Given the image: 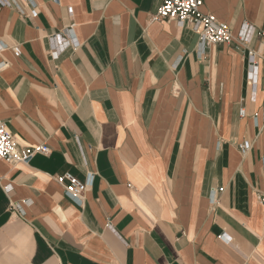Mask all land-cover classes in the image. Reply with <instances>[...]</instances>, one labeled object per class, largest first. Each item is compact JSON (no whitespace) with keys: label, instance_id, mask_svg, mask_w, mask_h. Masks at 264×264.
Here are the masks:
<instances>
[{"label":"crops","instance_id":"obj_1","mask_svg":"<svg viewBox=\"0 0 264 264\" xmlns=\"http://www.w3.org/2000/svg\"><path fill=\"white\" fill-rule=\"evenodd\" d=\"M162 1L0 7V119L51 148L0 158V264H264V0H204L205 46Z\"/></svg>","mask_w":264,"mask_h":264},{"label":"built area","instance_id":"obj_2","mask_svg":"<svg viewBox=\"0 0 264 264\" xmlns=\"http://www.w3.org/2000/svg\"><path fill=\"white\" fill-rule=\"evenodd\" d=\"M29 8L20 10L27 17H36L39 13L34 0H27ZM204 0H163L155 13L151 15L152 20H176L180 24L192 27L199 34L201 46L207 44L231 43L235 40L231 26L219 19L215 14L204 12L201 9ZM1 6H13V0H0ZM69 31H72L70 28ZM264 35V32H262ZM244 36L241 43L244 42ZM16 56L21 53L18 45L12 47ZM257 52L253 49L248 50L251 62H255ZM6 65L5 62L0 64ZM240 115H245V109H240ZM264 119V118H263ZM251 147L249 141L238 143V148L243 155H246ZM51 148L46 143H40L33 146L21 145L17 138L8 128L6 122L0 119V158L12 163L27 162L36 153L48 154ZM264 160V157H263ZM264 168V167H263ZM94 179V173H89L84 181L77 178L70 172H65L56 176V180L63 186L64 192L71 198L81 201L84 194ZM260 201L264 203V192L259 195ZM224 235V234H223Z\"/></svg>","mask_w":264,"mask_h":264}]
</instances>
